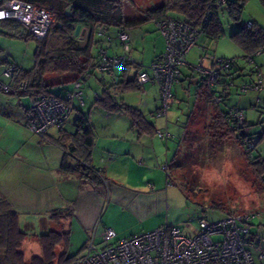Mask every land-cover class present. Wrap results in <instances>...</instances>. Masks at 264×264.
<instances>
[{"label": "crops", "instance_id": "1", "mask_svg": "<svg viewBox=\"0 0 264 264\" xmlns=\"http://www.w3.org/2000/svg\"><path fill=\"white\" fill-rule=\"evenodd\" d=\"M145 10L123 13L128 20L132 19L136 23L127 26L129 32V29L151 22V20L139 22V17ZM253 20L264 27V22H260L258 18ZM4 22L13 23L25 35V28L21 24L10 20L0 21V24ZM81 29H85L84 34L78 33L74 36H77L80 43L82 39L85 43L88 29L83 25ZM114 30L115 27H111L107 32L113 34L111 32ZM130 34L132 38V32ZM146 34H142L141 37ZM160 38L157 42L159 37H156L155 43L146 40L144 43L141 40L140 43L137 38L131 39L130 54L135 58V63L124 71L116 67L113 74H100L96 69L91 73L82 74L81 77L72 73L48 74L46 79L54 94L64 96L72 87V82L80 79L83 97L82 100L73 101L71 115L77 111L76 115L70 117L63 129L51 127L43 139L34 135L25 125L24 108L28 105L27 97L17 98L0 89V201H7L17 214L20 228L27 234L30 233L31 237L37 238V235L44 231L55 230V226H59L61 231L70 230L75 226L85 231L88 239L93 237L95 242H99V234L104 227L113 228L117 238L128 237L150 230L151 226L144 225H149V220L163 211L171 199H175L176 194L169 191L167 173L172 157L179 148L188 115L199 101L197 82L201 78L200 74L187 65L181 68V76L173 85L178 110L176 111L175 108L171 110L170 107L166 118L155 116L160 107L159 86L156 82L147 81L139 85L140 88L136 90L115 94L116 103H123L140 111L145 124L152 129L150 131H140L138 126L134 125L132 117L124 111L108 112L93 106L94 100L102 91L103 83L136 77L141 72L149 77L152 76L150 64L165 47L161 35ZM110 41L101 42L99 46L105 47L110 54L123 52L120 43L116 40ZM206 45L207 43H203L201 46L206 49ZM204 54L208 53L204 51ZM243 54L242 51L241 56ZM147 55L151 56L149 62L144 60ZM10 57V50L0 47V81L5 84L10 80L5 76L3 69L8 65H16L14 61L9 62ZM253 62L264 74V50L253 56ZM22 63L23 60L20 65ZM203 65L211 67L212 61L206 59ZM250 66L252 65H249L248 69L239 63L238 77H241L237 79L239 84L254 81L255 74L251 72ZM84 85L90 89V92H84ZM155 87L158 88V92L153 95L151 91ZM177 88L187 101V107H181L183 100L178 98ZM241 93L236 106L244 112L243 131L244 134H248L249 124L255 121L250 116V112L258 107L264 108V83L260 90L247 89ZM262 114L264 112H261L257 119ZM78 116L88 118V124L94 130L90 164L103 169L102 173L108 181L107 185L102 184L98 178L84 182L78 176L60 169L64 158L71 165L76 162V158L64 148L71 146L73 142L62 135L72 134L75 131ZM156 128L172 131L170 132L172 138L167 140L159 138L154 133ZM58 138L65 142L64 147L58 143ZM164 163L168 166L167 170L161 167ZM56 210L67 214L59 223L49 218ZM261 210L264 211V203L257 211ZM249 229L251 237L254 240L255 237L258 239L253 249L254 255L257 256L258 251L264 249V216L251 222ZM259 263L264 264V261Z\"/></svg>", "mask_w": 264, "mask_h": 264}, {"label": "built area", "instance_id": "2", "mask_svg": "<svg viewBox=\"0 0 264 264\" xmlns=\"http://www.w3.org/2000/svg\"><path fill=\"white\" fill-rule=\"evenodd\" d=\"M54 18L51 11L24 0H8L0 8V21H15L24 26L27 35L37 39L48 35ZM153 23L163 37L164 51L150 64L152 76L141 72L136 75V80L139 85L147 81L158 84L160 107L155 116L166 118L169 108L177 104L172 87L178 82L184 65L206 75V84L213 86L218 83L219 73H228L234 61L212 54H202L197 64L188 63L186 55L197 44L201 35L200 28L189 19L172 16L154 20ZM97 34L106 41L111 40V36L104 29H100ZM116 36L123 52L109 54L106 49H100L97 70L101 73L111 74L114 68H122L126 63L135 62L130 54L131 37L127 29L123 26L117 27ZM201 50L205 51L204 46ZM259 52L261 51L256 54ZM206 59L212 61L211 67L203 65ZM245 61L252 65L255 79L250 83H242L238 86V91L260 90L264 83V74L250 57H246ZM18 70L19 66H6L4 74L10 81L6 84L0 81V89L15 97L26 86V81L17 86L13 85ZM81 87L82 82L77 79L62 98L47 94L30 96L29 103L24 108L26 127L40 139L45 137L51 127H64L69 120L73 101L82 100ZM222 98V90L212 94V100L216 104L221 103ZM226 117L233 119L231 128L244 129L245 115L242 110L230 106ZM154 133L163 140L172 138V134L164 128H156ZM242 143L246 149L251 147L249 141ZM161 167L165 170L168 168L166 163ZM102 171L100 167L97 169L101 180L105 178ZM103 182L105 185L108 183L107 179H103ZM258 215L260 213L257 210L216 219L202 215L198 218V229L192 236L184 234L179 228L164 225L117 238L113 228L104 227L99 242H95L93 237L87 240L77 264H259V261H264V249H260L257 256L254 255L256 241L251 237L249 229L253 218Z\"/></svg>", "mask_w": 264, "mask_h": 264}, {"label": "trees", "instance_id": "3", "mask_svg": "<svg viewBox=\"0 0 264 264\" xmlns=\"http://www.w3.org/2000/svg\"><path fill=\"white\" fill-rule=\"evenodd\" d=\"M7 1L8 0H0V8ZM24 1L39 5L51 11L54 13L55 18L51 25L52 28L50 27L49 33L45 38L37 39L33 36L26 35V33L24 35L26 39L35 40L36 46L33 53L34 64L32 67L24 69L19 66L20 70L16 72V77L13 80L14 86H17L22 81H26L25 88L19 93L17 98L21 96L29 98L30 96H40L44 94L62 98L63 96L54 94L51 86L48 84L46 76L52 73H72L81 77L82 74L91 73L95 69L97 70L99 51L102 48L106 49L105 47L99 46L102 37H100L97 32L100 29L107 31L108 28L111 27H115V29L120 26L127 28L131 23L136 24L135 21L132 19L128 20L124 16L121 5L118 3L128 0H119L118 2L114 0ZM246 1L247 0H224L223 2H221V0H162L158 6L147 8L143 14L140 15L139 22L147 20L154 21L169 16L189 19L200 28L201 34L216 39L219 38L222 33L220 13L226 10L236 26V30L230 36L242 48L244 53L241 56L242 59L245 61L246 57H250L253 60V56L257 51L264 50V27L254 20L245 23L242 19L241 13ZM259 1L261 5L264 6V0ZM68 7L70 15L65 14ZM77 24H81L88 29L83 45L79 43L80 41L77 36H74L75 25ZM52 32L54 36H58L63 40V43L55 48H49L50 37L48 36ZM160 55L156 56L154 60ZM229 59H232L234 63L231 65L228 73L224 71L223 73H219L217 84L208 86L206 84V75L200 74L201 78L197 82L198 100L204 99L213 103L212 94L219 90H222L223 93L221 102L224 100L227 94L226 91L234 84V80L240 76L238 74L239 61L237 57H230ZM134 63L135 62L126 63L120 69L124 71L129 65ZM250 70L251 72L253 71L252 66ZM100 74L102 73L100 72ZM111 74H113V72ZM250 82L251 81H246L244 83ZM216 85L220 87L216 88ZM138 88H140V86L135 76L122 78L117 82L103 83L102 91L94 100L93 106L108 112L124 111L132 117L134 125L138 126L140 131H150L152 129L145 124L144 118L138 109H134L123 103L118 104L114 99L117 92L136 90ZM220 104L221 103H214L218 108ZM233 106L237 107L236 105ZM228 108L229 107L223 111L219 109L220 114L216 120L218 123L217 128L223 127L228 129L242 145L243 141H249L251 143V147L246 151L247 155L250 157L249 159L252 167L264 178V164H260L264 158L255 160V157H252L250 151L253 148V144L247 137V134H244V129L239 130V128L236 127L231 128L233 119L230 120L226 117ZM237 108L241 110L239 107ZM191 114L192 112L188 116L190 117ZM62 129L63 127L59 128V130ZM62 137L69 138L73 142L71 146L64 147L65 142H63L61 138H58L59 140L57 139L58 143L66 149V152H70L74 158H76V162L74 165H71L67 162V159L64 158L60 164V169L66 173L78 176L84 182H91L95 178H98L101 182L102 180L97 174L98 168L90 164L91 150L94 143V130L92 126L88 124V118L78 116L75 122V131L72 134L63 133ZM176 153L171 161H174ZM167 174L168 176L170 175L169 170ZM65 216H67V214L62 213L61 210H56L50 214L49 218L59 223ZM69 232V229L67 231L55 229L38 234L37 239L41 246L42 253L40 256H34L29 262H26L25 256L21 250V244L26 238L27 233L20 228L17 214L10 208L7 201H0V251L3 264H54L56 260V250L60 247H63V249L57 257V262L58 264H65L69 258V256H67V248L70 240Z\"/></svg>", "mask_w": 264, "mask_h": 264}, {"label": "rangeland", "instance_id": "4", "mask_svg": "<svg viewBox=\"0 0 264 264\" xmlns=\"http://www.w3.org/2000/svg\"><path fill=\"white\" fill-rule=\"evenodd\" d=\"M115 1L118 2L119 0ZM161 2L162 0H128L118 3L121 5L123 13L126 14L156 7ZM241 15L245 23L257 18L260 22H264V6L261 5L259 0H247ZM220 21L222 26L221 36L213 39L201 34L197 44L188 51L186 55L187 62L197 64L200 55L204 54V51L201 50V45L207 43L205 52L208 54H212L215 57L223 55L226 58L236 56L239 63L249 69L248 63L241 57L242 48L230 36L236 30V26L226 10L220 13ZM129 30L130 32L127 31L130 37L132 32L130 43L131 39L136 38L139 39L140 43L141 40L142 43L145 40L155 43L156 37H159L157 42L161 39V34L155 28L153 21ZM111 33L113 34H108L107 32L111 36L110 42L116 40L117 43H120L116 36V29ZM142 34H146L148 37L146 35L141 37ZM48 37H50L49 48H55L63 43V40L58 36H54L53 32ZM101 40L102 43L106 41L104 38ZM83 41L82 39L81 43H79L83 45ZM35 46L36 41L24 38L22 30L15 27L13 23L4 22L0 24V47L10 50L11 57L9 62L12 63L14 61L16 65L18 63V66L24 68L31 67L34 61ZM150 59L151 56L147 55L144 60L149 62ZM22 60L25 64L22 63L20 65ZM144 64L147 65L146 63ZM237 79H241V77H237L234 80L235 83L230 87L229 93L228 90L226 91L227 94L219 108L214 105V102L204 99H200L197 102L181 134L176 157L169 167L170 184L168 187H170L169 191L171 193L176 194L175 199H171L169 205L163 211L157 213L153 219L149 220V225H144L151 226L149 227L150 230L160 225H168L179 228L184 234L192 236L198 229V218L202 215L207 216L209 219H216L217 216L224 217L227 214H242L258 210L264 203V178L252 167L250 157H248L246 152L247 149L228 129L217 128L218 123L216 120L220 110L223 111L227 107L237 105L242 95L238 91V86L242 83L239 84ZM219 87V85H216V88ZM157 89L156 87L153 88L151 93L155 95L158 92ZM172 89L175 90V86ZM83 90L84 92H90L86 85L83 86ZM177 92L178 98L180 97L183 100L181 107H187V101L183 98L178 88ZM26 100L28 104L29 98L27 97ZM174 108L176 111L178 110L177 104L171 106L170 109ZM76 112L74 111L72 115L70 114L69 120L70 117L73 118L76 115ZM261 112H264V108L258 107L250 112V116L255 121L249 124L250 131L247 134L253 144L250 154L255 157V160L264 158V114L257 119ZM86 113H88L87 109ZM168 132L172 131L168 130ZM260 164H264V159H262ZM103 179L105 178H102V184H104ZM211 212L214 214H211ZM259 213L260 215L255 216L252 222L257 221L260 216H264V211L261 210ZM21 216L24 217V215ZM55 228L60 230L59 226H55ZM70 230V240L67 248V256L69 258L65 264H77L83 254L88 237L85 231L79 230L75 226H72ZM27 235L28 237L21 244V250L24 253L25 261L29 262L31 257L41 255L42 251L38 239L31 237L30 233ZM255 239L257 243L258 239L256 237ZM62 249L63 247H60L56 250L54 264H58L57 257ZM0 264H3L1 251Z\"/></svg>", "mask_w": 264, "mask_h": 264}, {"label": "water", "instance_id": "5", "mask_svg": "<svg viewBox=\"0 0 264 264\" xmlns=\"http://www.w3.org/2000/svg\"><path fill=\"white\" fill-rule=\"evenodd\" d=\"M65 14L70 15L69 7L66 9ZM84 32H85V29H81V24H77L74 30V34L75 35H78V33L84 34Z\"/></svg>", "mask_w": 264, "mask_h": 264}]
</instances>
